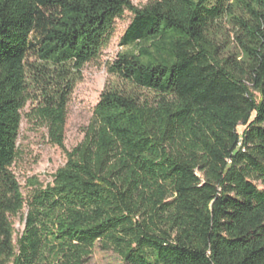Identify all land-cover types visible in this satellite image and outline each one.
Returning a JSON list of instances; mask_svg holds the SVG:
<instances>
[{"label": "trees", "instance_id": "trees-1", "mask_svg": "<svg viewBox=\"0 0 264 264\" xmlns=\"http://www.w3.org/2000/svg\"><path fill=\"white\" fill-rule=\"evenodd\" d=\"M125 13L116 83L66 151L70 97ZM28 102L65 164L25 197ZM96 246L124 264H264V0H0V264H87Z\"/></svg>", "mask_w": 264, "mask_h": 264}, {"label": "rangeland", "instance_id": "rangeland-1", "mask_svg": "<svg viewBox=\"0 0 264 264\" xmlns=\"http://www.w3.org/2000/svg\"><path fill=\"white\" fill-rule=\"evenodd\" d=\"M136 7L144 6L148 0H130ZM131 14L125 13L116 20L113 35L108 45L102 50L99 58L87 64L82 71L81 81L75 86L67 107V120L64 132V148L70 151L83 139V129L92 118L93 110L99 101L102 91L115 85L108 68L118 54L127 51L119 41L131 21ZM28 102L22 111V120L18 137V157L12 167L25 197L33 189L32 183L47 185L52 182L53 174L65 164L64 152L50 144L46 129L40 125ZM243 127L238 128L241 133ZM259 185V184H258ZM259 188L261 186L259 185ZM26 209L22 216L12 218L14 240L23 232ZM87 264H124L114 253L103 252L97 246Z\"/></svg>", "mask_w": 264, "mask_h": 264}]
</instances>
